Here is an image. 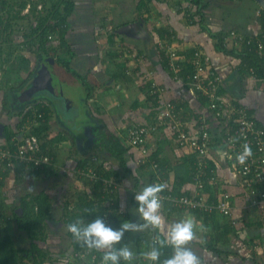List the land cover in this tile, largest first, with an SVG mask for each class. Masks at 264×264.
<instances>
[{
    "label": "crops",
    "instance_id": "crops-1",
    "mask_svg": "<svg viewBox=\"0 0 264 264\" xmlns=\"http://www.w3.org/2000/svg\"><path fill=\"white\" fill-rule=\"evenodd\" d=\"M72 1L75 7L68 17L69 30L66 34V40L74 52V56L70 59V66L87 77L89 74H94V76L89 77L94 87L92 89L93 94L91 98H87V102L90 105L94 103L97 106L96 110H98L97 114L93 109L94 107L91 108L90 106V116L99 119L101 124L92 127L93 133L96 134L94 146L99 143L97 138L101 135L102 127H108V130L120 136H126V134L124 135L127 132L126 129L142 117L139 111L145 107L148 110L146 112L148 116L145 120L148 123H155L154 117L153 120L151 119L150 113L152 110L148 107L150 105L146 101L147 92L144 90V86H140L139 79H136L133 84H121L120 82L118 84L117 82L116 86L119 85L118 87L112 85V80L117 81L114 75L119 67V61L126 58L129 60L128 72L133 73L140 70L144 74L150 73L153 81L158 84L164 83L166 88L162 94V102L171 99H176L178 102L183 101L182 103H185L182 104L184 107L183 117L186 120L194 119L200 113H204L210 118L212 136L217 139L222 134V128L212 114L206 110L207 101L201 100L194 91L184 87L181 82L172 81L168 78L161 63L159 43L170 39V37L172 44L180 51L190 52L195 47L203 49L210 56L213 69L222 77L221 91L228 96L230 101L246 104L252 109L251 112L258 114V119L264 125V77H253L249 72H245L242 67V60L238 56L225 54L217 50L211 35L202 30L198 24L188 22L189 17L186 15V11L191 9L195 12L196 10V6L191 0H174V6L169 0ZM203 2L206 6L204 9L206 24L215 33H222L224 36L228 31L235 29L246 35H255L262 30V9L264 7L258 1L257 14L247 15L238 24L234 23L236 18L233 16L234 6L226 7L223 10L218 8L219 4H221V7L222 4H225V0H203ZM96 12L102 14L106 24L109 22V30L117 27L115 34L111 32L101 34L99 32L98 24H96L99 15ZM106 14L109 15L106 16ZM93 25L94 27H92ZM127 31L132 32V34L149 32L153 42L143 40L142 37H133L130 33L127 35ZM159 32L164 33L163 38L160 37L161 33ZM126 36L130 39L129 41ZM122 43H128V46H123ZM148 43H150V46ZM225 45L228 49L242 50V47L236 45L233 40H229ZM124 48H127V52L122 50ZM103 49H105L104 56ZM64 55L65 57H71L70 54ZM106 56L108 57L106 58ZM47 59L45 63L49 64L51 61L48 62ZM4 60H6V57ZM100 60H102V63H100ZM3 64L4 67L1 69H5V63ZM50 64H53V62ZM35 76H32L33 79L29 84L27 80L8 88L7 99L10 95L13 100L15 99L16 105L14 104V107L16 109L1 105L0 117L4 120L1 121L0 119V146L7 141L8 135L12 136L15 132L22 131L25 121L22 122L21 127H19V124L26 113L21 114V109L26 107L25 104L31 100L23 103L18 99V96L31 85ZM4 79L9 83L8 79ZM0 85L3 89L6 86L5 82H2V84L0 82ZM135 87L136 90H134ZM132 89L136 97L132 98L133 101L130 104V100H124L122 95L124 93L126 95L127 91H130L131 94ZM0 92L1 99H6L5 93ZM130 94H127V96ZM49 98L54 100L55 103L59 102L58 99ZM67 99L74 105L70 98ZM18 101L19 104H17ZM137 101L140 102L139 106H135ZM260 107H262V111ZM137 108L140 109L137 110ZM75 111L74 107L70 112L71 115H69L72 117ZM65 118L67 117L65 116ZM104 122H106V125ZM51 124L50 119V126ZM120 128H122V131ZM194 128H191V131ZM123 130H125L124 133ZM194 133H196L195 130ZM148 141L147 149L152 153L156 152V156L158 155L159 159L164 161L163 165L166 168L164 180L173 183L176 174L186 175L185 171L190 169L191 149L180 146L168 127L160 128L150 136ZM57 142L52 144L54 149L53 167L33 169L32 171L29 167H26V169L20 170L19 166L18 168H8L0 160V207L4 214L10 216L14 209L20 210L23 198L34 196L42 191L46 192L51 199L50 215L52 219L47 220V225H49L47 239L39 243L48 250L54 246L60 247V250L63 251H59L58 254L67 259H75L73 255L74 240H71L67 228L69 218L66 214L68 212L70 215L73 213L68 210L69 202L78 201L80 194L83 193L90 198L96 197L95 192L91 190V186L86 183L89 180L80 178L76 170L81 169L79 168V162L89 165L97 160L96 164L100 163L99 165L104 164V166H106V163L99 161L97 156L99 151H95V154L90 151L89 155L85 151L82 153L77 151V155H71L70 152L68 155L60 156V151L56 147ZM100 148L102 147L100 146ZM223 148L218 145L214 146L210 156L218 162L221 181L219 188L221 187L225 191L228 190L235 195L233 214L226 218L220 213L201 214L178 209L168 204L161 207V214L169 224L188 216L196 219L198 222L196 231L199 239L194 241L190 247L202 259L203 264H264V203L251 204L248 193L239 186L237 176L229 167L226 150ZM103 149L106 150L104 147ZM137 150L134 148L129 150L128 165L132 169L131 173H127L120 166L116 171H110L112 173L111 178L119 182L116 191V203L118 202V204L116 205L120 211L127 215L126 221L138 220V215L135 214L138 207L134 199L135 194L148 185L158 183L157 180H153L155 174L152 166L149 163L146 164L147 161L145 162ZM115 162L112 161V164L114 165ZM105 168L108 169L107 166ZM161 168L163 169L162 166ZM193 189L194 185L192 183H185L181 192L183 190L189 193ZM227 219L234 223V227L227 235L229 241L227 243L219 242L214 237L217 238V235L224 231L228 222ZM227 226L230 227L231 225ZM4 232L13 237L17 247H30L31 240L27 233L19 230L14 220L10 219L9 222L5 223ZM155 236L164 239V236L154 229L139 234H125L123 243H126L135 253L132 264L139 263L141 256L150 248L148 245ZM213 244L216 245L218 251L209 249V245ZM56 259H58V256H56ZM124 263L128 264L126 261Z\"/></svg>",
    "mask_w": 264,
    "mask_h": 264
},
{
    "label": "built area",
    "instance_id": "built-area-1",
    "mask_svg": "<svg viewBox=\"0 0 264 264\" xmlns=\"http://www.w3.org/2000/svg\"><path fill=\"white\" fill-rule=\"evenodd\" d=\"M262 17L263 27L258 34L246 35L232 29L223 37L224 43L233 40L236 45L242 48L254 49L258 56L263 59L264 65V9L262 10ZM49 37L51 38L52 35ZM159 47L165 51L169 59L170 69L175 80L184 86H188L196 94H202L207 101L206 110L215 119L232 123L231 128L225 132V139L227 140L225 153L228 157L229 167L237 176L239 186L248 193L251 204L264 203V127L259 125L256 115L241 103L230 101L228 96L221 91L222 77L213 69L211 58L203 49L195 47L189 57V62L193 64V70L190 74L183 76L180 71L182 69L181 62L185 59V55L182 56L181 51L172 44L171 37L161 41ZM131 74H135V78L139 79L140 82L152 81L150 91L149 88L146 90L149 95L155 94L159 97V111L155 123L133 124L127 129L128 144L132 148L138 149L140 153L143 151L142 157L148 159L150 154H148L147 141L151 135L165 126L172 131L180 146L189 147L192 154L196 156L194 189L192 192L183 194H175L171 191L169 182L161 177L162 168L159 163L155 160L150 161L156 180L165 186V189L159 194L161 205L168 204L178 209L199 211L206 214L220 213L227 218L231 216L235 207V195L228 190L223 191L221 187L218 192L221 181L219 167H212L210 162L213 136L207 115L200 113L194 119L186 120L183 117V105H178L172 100L162 102V94L165 92V88L153 81L150 73L144 74L140 70H136ZM249 74L258 77L255 67L249 68ZM39 124L40 121L36 113L33 119L27 117L21 133L12 136L9 142L7 140L0 146V160L8 168L16 167L17 163H24L30 169H41L53 163V156L42 151L40 137L31 132L32 126ZM191 128L194 129L191 131ZM194 130L196 133L193 134ZM245 144L251 148L252 155L241 164L238 157L243 153ZM89 175L91 178H99L97 174L92 172ZM103 181L101 203L108 210L104 211L102 217L108 225L116 228L113 225L111 213L116 208V191L119 182L112 178L103 179ZM207 187L211 189V193L205 191ZM211 194H217L216 201L210 200ZM156 241H158L157 236L153 237L147 252L152 250V244L154 245ZM103 254L102 251L84 247L75 251L74 258L77 264H102ZM137 264H154V262L143 256ZM155 264L158 263L155 262Z\"/></svg>",
    "mask_w": 264,
    "mask_h": 264
},
{
    "label": "trees",
    "instance_id": "trees-1",
    "mask_svg": "<svg viewBox=\"0 0 264 264\" xmlns=\"http://www.w3.org/2000/svg\"><path fill=\"white\" fill-rule=\"evenodd\" d=\"M3 4H6V1H2ZM52 8L54 9L53 17L51 18L50 16H45L41 17L39 19V24L35 28H30L27 29V32L24 34V38H26V46L32 47L34 44L38 43V47L36 48L35 51H32L34 54H36L37 58L39 60H43L44 62L46 61L47 58L51 57L48 56L49 54V49L46 47V39L49 35L51 34H56L57 37L60 40L59 48L58 50H61L64 54H70L71 57H61L58 59L59 62L63 64V66L69 71H72V74L79 79L80 81H83V85L87 88V98L92 97V89L94 88L91 82L88 80V77L86 75H82L78 73L75 70H72L70 66V59L72 56H74V52L71 50V47L69 43L66 40V34L69 30V22H68V17L72 14L75 4L72 0H52ZM191 2L196 6V10L191 11V9H188L186 11V15L189 17L188 22L191 24H198V26L201 27L202 30L206 31L209 35H211L214 39L215 46L217 50L224 52L225 54H230V55H236L242 60V67L245 69V72H249L250 67H255L257 70V75L258 77H264V65H263V59H261L258 54L255 52L254 49L251 48H242V50H235V49H228L224 43V37L222 33H215L212 31V29L206 24L205 21V4L203 0H191ZM62 7V9H61ZM15 15L14 17H18ZM3 24V21L0 20V26ZM11 22L8 24L7 28H11ZM160 37L163 34L162 32H159ZM160 49V57H161V63L163 68H165L166 73L168 75V78L172 79V81L175 80L174 74L172 70L170 69L169 65V59L165 53V51L161 48ZM194 49L190 52L186 51H181V55L184 56V60L182 63V69L180 71V74L187 75L190 74L193 70V64L189 62V57L191 53H193ZM0 54H1V48H0ZM9 54H12L10 52ZM113 57V56H112ZM9 60V59H7ZM24 61H27V59L24 57ZM57 61V62H58ZM119 67L116 69V73L114 77L118 82L121 84H126L130 83L133 84L135 83V74H131L128 72V66H129V60L128 58L122 59L119 61ZM34 75V71H30L28 76L25 78L24 82H26L30 77ZM23 83V82H22ZM152 85L151 80L144 81L143 83L140 82V86H144V90L146 88L150 91ZM166 88L164 83L159 84ZM188 89V86H184ZM147 92V90H146ZM146 94V101L150 105L148 106L152 112L151 114V119L156 120L157 113L159 111V102L158 96H155V94H150L147 92ZM201 100H206L203 95L197 94ZM47 97L49 98L48 95L46 94H38L36 95L31 101H38L37 99ZM178 105H182L185 103L178 102L176 99H171ZM177 101V102H176ZM35 105L30 106L26 111L22 110L21 114L24 115V118L22 119L21 123L19 124V127H21L22 122L27 119V117L30 119H33L34 114L36 113L38 120L40 121V124L37 126H32L31 132L33 134L38 135L42 139L44 137L48 136L49 130H50V119H51V109L49 108L48 105H45L40 102H35ZM140 102H136L135 106H139ZM242 105L246 106L250 111V109L246 104L241 103ZM74 106V105H73ZM75 107V106H74ZM56 111H59L56 107H54ZM74 109V108H73ZM254 113V112H252ZM255 114V113H254ZM39 115H41L39 117ZM256 115V114H255ZM213 116V115H212ZM257 120L259 121V125L264 127L263 123L260 122L256 115ZM218 123V125L222 128V134L217 137V139L213 136L212 137V149L214 146H221V148L225 149V145L227 140L225 139V132L231 128L230 122H225L221 121L219 119H215ZM210 121V118H209ZM105 127V126H104ZM130 127V126H129ZM128 127V128H129ZM212 132V129H211ZM21 132H15L12 136L14 135H19ZM126 133H124L125 135ZM11 135H8V142L12 138ZM127 135L126 136H120L110 130H105V128L102 127V132L101 135L97 138V143L100 145L102 148H106L107 154L111 157L114 158V160L119 164L121 168H123L127 173H131L132 169L129 167V150L132 148L128 142H127ZM59 139L58 135L56 137L51 138L50 142H47L44 140L42 143V151L45 153H48L53 156L54 154V149L52 144L54 142H57ZM217 140V142H216ZM105 142V143H104ZM132 156V155H131ZM134 156V155H133ZM95 158V157H94ZM54 160V159H53ZM144 160H148L146 162L150 163L151 160H155L156 162L159 163L160 167L162 166V177L164 178L166 175V168L163 165V160H160L158 155L156 156V152H153L149 155L148 159L144 158ZM195 161H196V156L192 154V158L190 159V169L185 171L186 175L180 176L181 174H176L175 180L173 183H169L171 186V191H173L175 194H183V193H188L181 189L185 183H192L194 185V180H195ZM98 162L97 160H94L92 164L87 165V163L82 164L83 162H79V168L77 169L76 172L78 173L80 170V174L78 173V176L80 178L88 179L89 181H86L87 184L91 186V190L95 192V198L93 197H88L85 193L80 194L78 198V207L75 213H72L70 215V220L68 221V224L74 223L76 221H82L84 224H87L97 218V216L102 217L103 213L105 210H108L102 203H101V196H102V189L104 188V181L103 179H110L111 178V170L110 169H105L104 164L99 165L100 163L96 164ZM210 162L212 167H218V162L210 157ZM54 163V162H53ZM53 163L51 165H47L44 168L48 167H53ZM20 170L26 169L27 165L24 163H17L15 168H18ZM31 169L30 171H32ZM82 171V172H81ZM37 172V170H36ZM92 172L95 175L97 174L99 178H91L89 173ZM153 180H156L155 175H153ZM155 184H161V182L158 180V183ZM165 189V188H164ZM163 189V190H164ZM224 191V189H222ZM205 191H208L211 193L210 188H206ZM220 191V188L218 189V192ZM139 192V191H138ZM210 200H217V194H211ZM118 204V202L116 203ZM51 199L48 196V194L44 191L34 195V196H28L22 199L21 204H20V210L17 211L14 209L12 211L11 215L9 216L8 214H4L0 207V264H27L28 261H31L32 264H47V260L50 259V262H52V256L49 250L43 248L39 242L45 241L47 239V231H48V226L47 225V220L52 219V216L50 215L51 211ZM1 206V205H0ZM197 213H201L199 211H194ZM201 214H206V213H201ZM112 221L113 225L116 226V228H119L122 222H125L127 219V215L120 211L118 209L117 205L114 210H112ZM227 218V217H226ZM10 219L14 220L15 223L17 224V227L21 231H25L31 240V245L29 248H19L17 247L16 243L13 240V237L9 235L8 233L4 232V225ZM228 220V219H227ZM227 225H231L228 227ZM227 225L225 226V229L220 235H217V238L214 237L217 241L227 243L229 239L227 238V235L232 231V227H234V223L229 219L227 222ZM68 226V225H67ZM70 238L73 241L74 240V249H73V255L75 251H79L80 249H83L86 246H83L80 241H78L72 233H70ZM158 237V236H157ZM212 239V237H210ZM153 240V239H152ZM158 240H162L160 237H158ZM216 241V242H217ZM152 242V241H151ZM148 246H151V243H149ZM152 246H154L152 244ZM155 247L159 248L161 252L160 260L157 262L158 264L163 263V261L167 258H170L171 255L173 254V249L170 246H165L163 248L160 247L159 243H155ZM209 249L213 251H218L217 247L215 244L209 245ZM149 250V249H148ZM146 250L145 252H147ZM102 255V254H100ZM144 255L141 256L140 260L142 259ZM70 261V260H69ZM120 264H125L124 260L121 259Z\"/></svg>",
    "mask_w": 264,
    "mask_h": 264
},
{
    "label": "rangeland",
    "instance_id": "rangeland-1",
    "mask_svg": "<svg viewBox=\"0 0 264 264\" xmlns=\"http://www.w3.org/2000/svg\"><path fill=\"white\" fill-rule=\"evenodd\" d=\"M2 1L3 0H0V20L3 21V24L0 26V48H1L0 82L1 84L2 82H5L6 86L3 89L0 85V91H3L5 93L6 99H7L8 88H11L12 86L17 85L19 82H23L25 78L28 76L30 71L32 72L34 71L33 76H35L40 73L42 68L47 67L53 77V83L57 91L63 94L65 98H70V100L73 101L75 105V110H76L75 113L71 117L70 116L71 114L69 112L61 113V111H56L54 109L55 107L54 100H52L51 98H47V97L39 98L37 99L38 101L27 102L28 100L22 97V93L18 96V99L23 103L27 102L25 104L27 106L23 107L21 111L22 110L26 111L30 106L35 105L34 104L35 102L37 103L40 102L45 105H48L49 108L51 109L52 124L50 126L48 136L44 137V139L41 138L42 142H44V140H46L47 142H50L51 138L56 137L58 135L60 140H58L56 147L60 151L59 152L60 156L68 155L70 152H71V155H77V151L79 153H82L83 151H85L87 155H89L90 151L94 152V154H95V151H99L97 152L99 161H102V163H106V166L111 171H116L119 164H117V162H115L114 165L112 164V161H115L114 158L111 156H108L105 149L100 148V146L98 145H95V146L93 145L95 144L94 142H95L96 134L93 133L92 127L98 126V124H100V120L94 119L93 117H91L89 110H90V106L91 108L94 107L93 109L98 114V110H96L97 106L94 103H91L90 105L87 102V88L83 85L84 84L83 81H80L79 79H77L72 74V71L69 72L63 66V64L58 61L59 58L61 57L64 58L65 55L63 52H61V50H58L60 40L57 37V35L51 34L52 37L50 38L48 36L46 39V47L47 49H49V54H50L48 56H51V58L55 59V62L53 64H50L51 62L47 64L43 60H39L36 54L32 52L36 50V48L38 47V43L34 44V46L32 45V47L26 46L27 40L26 38H24L25 36L24 34L27 32V29H30L31 27L35 28L39 24V19L41 17H45V16H48V17L50 16L51 18L53 17L52 15L54 13V9L52 8V4H53L52 0H5L6 4H3ZM169 1L170 3H172L173 6L175 5L174 0H169ZM225 1H226L225 4H222V7H221V4H219L218 8H222L223 10L226 7L234 6L233 16L236 17L234 19L235 24L240 23L241 20H243L247 15L257 14L256 13L257 1L255 0H238V1L225 0ZM94 7L96 8V5ZM17 14L19 16L14 17L15 15L17 16ZM96 14L99 15L98 21L96 23L98 24L97 27L99 28V32L101 34L106 33V32H111L115 34V29L117 27L109 30V27H110L109 22L108 24H106L105 20L102 18V14L98 12H96ZM108 15L109 14H106V16ZM10 22H11L12 27L6 29L8 24H10ZM92 27H94V25ZM126 33L127 35H129L130 33V35L133 37H142L143 40H146V41L150 40L151 42H153L152 36L149 32H143L142 34H135V33L132 34V32L127 31ZM126 38L128 37L126 36ZM129 40L130 39L128 38V41ZM148 44L150 46V43ZM122 45L128 46V43H122ZM105 49H103V56L105 55ZM122 50L124 52L125 51L127 52V48H124ZM10 52H12V54H9ZM5 57H6V60H4ZM24 57L27 59V61H24ZM107 57L108 56H106V58ZM3 63H5V69H1L2 67H4L2 66L4 65ZM100 63H102V60H100ZM71 68L72 70H74L72 66ZM92 75L94 76V74ZM92 75L91 74L88 75L89 81H91L90 80L91 78L89 77H91ZM4 78L8 79L9 83L8 81L6 82ZM32 79L33 77L32 78L30 77L27 83L29 84L30 81H32ZM92 79L94 78L92 77ZM93 82L95 83V80ZM117 82L118 81L112 80V85L116 86ZM138 82L140 83L139 80ZM134 90H136V87L134 88ZM133 92H134L133 89L131 90V94H130V91H127L126 95L125 93L122 95V98L126 101L130 100L129 103L132 104V101H133L132 98L136 97L133 94ZM127 94H130V95L127 96ZM8 98L9 99L7 100L1 99V96H0V108L2 105L3 107H6V108L13 107L14 109H16V107H14L16 105L15 99L13 100L11 95ZM63 102L64 101H61L59 99V103H61V105H64ZM17 104H19V101ZM138 109L140 108H137V110ZM260 110L262 111V107H260ZM147 111L148 110H146V107L143 109H140L139 112L141 113L142 117L139 120H136V122L134 123H145V122L148 123V121L145 120L146 117L148 116V114H146ZM256 112L258 113V111ZM63 114L67 118H65ZM256 115L259 118L258 114ZM94 116L96 117V115ZM0 119L1 121L4 120L1 117ZM104 124L106 125V122H104ZM106 128H105L106 130L109 129L108 127ZM120 129L122 131V128ZM124 131L125 130H123V133ZM147 142L149 143V141ZM89 147L90 149L88 150ZM134 149L137 150L136 148ZM142 152L140 153V156L143 154ZM151 153L152 152L148 150V154H151ZM74 202H69L70 206L68 207V210L73 213H75L74 211H76L78 207V201L75 200ZM66 216H68L70 220L69 212L68 214H66ZM60 249H61L60 247H56V246H54L53 248H49V252L51 253V256H52L51 257L52 262H50V259H49L46 261L47 264H61L62 259L67 261V264H77V261L75 259H72L69 257H68L69 259H67L63 255L58 254L59 251L61 252L63 251ZM56 256H58V259H56ZM59 258H62V259L60 260ZM90 261L92 260L90 259ZM27 264H32V262L28 261Z\"/></svg>",
    "mask_w": 264,
    "mask_h": 264
},
{
    "label": "clouds",
    "instance_id": "clouds-1",
    "mask_svg": "<svg viewBox=\"0 0 264 264\" xmlns=\"http://www.w3.org/2000/svg\"><path fill=\"white\" fill-rule=\"evenodd\" d=\"M251 155V148L245 144L243 153L238 157L239 162L243 164ZM164 187L162 184L148 185L135 194L134 199L138 204L135 213L138 215L137 221L122 222L119 228H113L103 217L97 216L87 224L79 220L71 223L68 230L83 246L102 251V264H120L121 259L132 264L135 253L123 243L125 234H139L149 229L158 230L164 236V239L156 241L161 248L170 246L173 249V254L163 264H203L202 259L190 247L199 239L196 219L188 216L169 224L161 214L159 194ZM143 255L155 264L160 260L161 252L154 244L152 250ZM61 264H67V261L62 259Z\"/></svg>",
    "mask_w": 264,
    "mask_h": 264
},
{
    "label": "water",
    "instance_id": "water-1",
    "mask_svg": "<svg viewBox=\"0 0 264 264\" xmlns=\"http://www.w3.org/2000/svg\"><path fill=\"white\" fill-rule=\"evenodd\" d=\"M264 7V0H257ZM135 25V24H133ZM131 25V26H133ZM38 94H46L53 99H60L61 101L68 102L69 100L63 96L54 86L53 77L48 68L41 69L29 87L22 93L24 99L32 100ZM70 102V101H69Z\"/></svg>",
    "mask_w": 264,
    "mask_h": 264
},
{
    "label": "flooded vegetation",
    "instance_id": "flooded-vegetation-1",
    "mask_svg": "<svg viewBox=\"0 0 264 264\" xmlns=\"http://www.w3.org/2000/svg\"><path fill=\"white\" fill-rule=\"evenodd\" d=\"M48 62H55V59H53V58H51V57H49L48 59ZM64 103V105H61V103H59V102H57V103H55L54 104V106L59 110V111H61V113H70L72 110H73V104L71 103V102H63ZM64 115V114H63Z\"/></svg>",
    "mask_w": 264,
    "mask_h": 264
}]
</instances>
